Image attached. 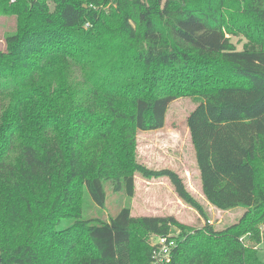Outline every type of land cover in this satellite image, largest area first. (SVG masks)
I'll return each mask as SVG.
<instances>
[{"label": "trees", "instance_id": "1", "mask_svg": "<svg viewBox=\"0 0 264 264\" xmlns=\"http://www.w3.org/2000/svg\"><path fill=\"white\" fill-rule=\"evenodd\" d=\"M0 17L14 18L0 51V264H150L144 237L170 227L169 264H264V0H0ZM180 98L198 101L186 126L202 195L246 208L238 222L83 216L106 184L132 197L135 172L205 216L176 173L136 162L137 133L163 128Z\"/></svg>", "mask_w": 264, "mask_h": 264}, {"label": "rangeland", "instance_id": "2", "mask_svg": "<svg viewBox=\"0 0 264 264\" xmlns=\"http://www.w3.org/2000/svg\"><path fill=\"white\" fill-rule=\"evenodd\" d=\"M227 10L225 7L222 8L225 18V32L229 27ZM13 30L14 18L0 17V51L5 50L4 36L11 34ZM226 36L238 49L245 43L243 36L228 34ZM197 104V100L190 98L175 100L168 107L163 128L151 132H138L136 136V162L148 170L166 169L176 173L190 196L200 205L207 221L177 197L167 178H147L137 172L133 174L132 197H128L123 189L114 192L112 186L106 184L104 207L99 210L90 205L83 216L97 217L98 213L101 212L99 216L107 220L114 217L122 208H128L133 219L172 217L179 224L192 230H201L205 223L212 225L215 230H222L238 222L246 208L236 207L225 211L218 210L211 206L202 195L194 151L186 126V119ZM85 198L86 202L90 201L87 195ZM259 228L264 233V225H259ZM169 232L179 233V230L170 227ZM153 238V234L146 235L144 237L145 244L150 246ZM242 240L245 246H252L247 235L242 237ZM254 249L259 251L258 257L264 263V239L261 245ZM141 251L135 247L134 257L136 259L140 258Z\"/></svg>", "mask_w": 264, "mask_h": 264}, {"label": "built area", "instance_id": "3", "mask_svg": "<svg viewBox=\"0 0 264 264\" xmlns=\"http://www.w3.org/2000/svg\"><path fill=\"white\" fill-rule=\"evenodd\" d=\"M178 233L169 232L167 235H153L150 264H169L171 253L176 247Z\"/></svg>", "mask_w": 264, "mask_h": 264}, {"label": "crops", "instance_id": "4", "mask_svg": "<svg viewBox=\"0 0 264 264\" xmlns=\"http://www.w3.org/2000/svg\"><path fill=\"white\" fill-rule=\"evenodd\" d=\"M190 138V137H189ZM190 143H191V141H190ZM192 145V144H191ZM193 148V147H192ZM194 151V150H193ZM195 156V155H194ZM196 163V162H195ZM197 168V167H196ZM198 171V170H197Z\"/></svg>", "mask_w": 264, "mask_h": 264}]
</instances>
